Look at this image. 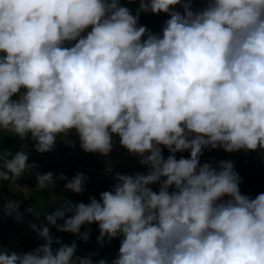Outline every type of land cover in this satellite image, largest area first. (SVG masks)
I'll return each mask as SVG.
<instances>
[{
	"label": "clouds",
	"instance_id": "9594fccd",
	"mask_svg": "<svg viewBox=\"0 0 264 264\" xmlns=\"http://www.w3.org/2000/svg\"><path fill=\"white\" fill-rule=\"evenodd\" d=\"M141 12L169 16L154 32ZM0 131L40 153L74 131L107 155L118 136L147 166L45 212L30 224L45 242L5 247L0 264H264V192L243 193L232 160L201 163L206 148L264 149V0H139L135 14L121 0H0ZM29 155L0 152V181L34 168ZM57 179L82 193L88 177L48 171L36 186ZM3 208L23 218L17 200ZM94 222L101 245L120 238L110 261L77 255L50 227L87 241Z\"/></svg>",
	"mask_w": 264,
	"mask_h": 264
},
{
	"label": "trees",
	"instance_id": "16d2710c",
	"mask_svg": "<svg viewBox=\"0 0 264 264\" xmlns=\"http://www.w3.org/2000/svg\"><path fill=\"white\" fill-rule=\"evenodd\" d=\"M121 3L128 6L130 10L135 14L137 7L139 6V0H121ZM206 0H192L193 8L203 7ZM179 10L183 11L180 5L175 6ZM169 14L161 12L159 14L151 12H141L139 23L147 26L148 29L159 32L162 29L164 21L168 18ZM70 134L74 141L78 140V136L74 131H70ZM118 138V136L114 137ZM33 141L31 139L21 140L20 137L0 131V152L5 149H9L11 152H15L22 148L27 151L29 155V163L35 162V167L27 171L25 174L36 172H56L55 177H59L61 172L65 173L67 177H72L76 172H83L88 179L86 180V189L82 193L71 192L64 188L65 180L57 179V181L47 188L43 189L42 193L37 191V187L32 185L30 193L25 192L23 189L17 191V195L10 196L8 199L4 197V192L8 191V182L0 181V250L7 247L9 250H16L17 252L29 251L36 248L39 244L45 241L38 237L36 231L30 226V221L35 215L32 212L27 211L28 208L33 207L41 213V220L44 219L45 212H51L54 210V206L60 202L63 203L68 199L73 202L84 201L88 202L90 195H96L99 198V193L104 190H109L116 181L113 178L114 173H130L134 174L138 171L144 172L147 170V166L141 165L139 157L131 154L127 157L124 165L115 156L108 155L109 159H106L104 154L99 152L83 153L79 150L77 153H73L72 147L65 142L64 139H58L56 146L53 150L40 153L32 147ZM79 144H76L77 147ZM249 151L262 154L264 149H256ZM164 154H168L167 148H164ZM189 152L177 153L179 158L181 155L189 156ZM224 160H232L234 162L236 170L241 176V191L249 196L254 197L261 192V188L264 187V160L262 163L257 164L252 158L251 153H245L242 150H236L233 152H227L223 148H214L203 153L201 157V163L208 161L216 166L214 160L217 158ZM264 159V157H263ZM111 167L112 171L107 172L106 169ZM96 175L101 177L97 180ZM32 182H36L33 180ZM154 190H157L159 185H152ZM15 199L20 203V212L23 213V218L26 220V224L19 226L16 234L10 237L8 234V227L14 221L18 222L15 215L5 214L3 204L9 200ZM54 203L55 205L53 206ZM70 215V213H69ZM40 221V220H39ZM46 222V221H45ZM60 223L63 221L60 220ZM51 232L55 237H59L63 243L71 244L73 240L77 242L76 254L85 256L90 253H97L93 255L94 260L100 258H106L109 261L115 257L118 253L120 238H113L111 241H105L103 245L97 240L99 235V228L97 223L90 225H82V231L85 228L90 230V236L87 241L80 239L76 234L71 232H64L58 230L54 225L50 226ZM54 248L58 245H53Z\"/></svg>",
	"mask_w": 264,
	"mask_h": 264
},
{
	"label": "rangeland",
	"instance_id": "374dc122",
	"mask_svg": "<svg viewBox=\"0 0 264 264\" xmlns=\"http://www.w3.org/2000/svg\"><path fill=\"white\" fill-rule=\"evenodd\" d=\"M65 142L67 144L70 145V147H72L73 149V153H77L78 148L81 152L83 153H88L86 151H84L81 147H80V143L78 140L74 141L73 137L70 134H67V136H65ZM76 144H79L77 147L75 146ZM242 151H244L245 153H251V158L257 162V164L262 163L263 162V157H264V152L262 154H258L256 152L253 151H249L247 149H240ZM208 151V149L206 148L204 150V152ZM108 155H113L115 156L119 161H121L122 165H124L126 159L128 156L131 155V153L128 152V150L126 148H124L122 145L119 144V139L115 138L113 141V148L111 150V152L107 155H105L106 159H109ZM222 160V158H219L217 156V158L214 160L216 166H218V162ZM54 176L57 175L56 172H53ZM101 176L100 175H96V179L98 180ZM33 180H36V182H32ZM32 185L36 186L37 185V173L36 172H31L28 174H24L22 175L20 178H18L17 181H9L8 182V191L7 193L4 192V197L6 199H8L10 196L13 195H17V191L19 189H23L25 192L30 193V191L32 190ZM37 187V186H36ZM37 191L38 192H43L41 189H39L37 187ZM261 192H264V187L261 188ZM53 206L55 205L54 203ZM62 206V203L60 202L58 205L54 206V209L58 208ZM41 215L39 218H37L36 216L34 218H32V220L30 221V223L32 222H37L39 223L40 221H42L41 219ZM40 220V221H39ZM26 224V220L24 218H22L21 220H19L17 223L16 222H12L9 227H8V234L10 237H13L16 234V231L18 230L19 226H22ZM30 227V226H29ZM1 228V227H0Z\"/></svg>",
	"mask_w": 264,
	"mask_h": 264
}]
</instances>
